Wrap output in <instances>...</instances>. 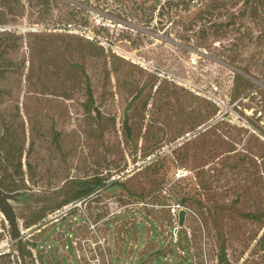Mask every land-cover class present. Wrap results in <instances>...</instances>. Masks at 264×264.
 <instances>
[{
    "label": "rangeland",
    "instance_id": "374dc122",
    "mask_svg": "<svg viewBox=\"0 0 264 264\" xmlns=\"http://www.w3.org/2000/svg\"><path fill=\"white\" fill-rule=\"evenodd\" d=\"M0 28L35 127L0 263L264 264V2L0 0Z\"/></svg>",
    "mask_w": 264,
    "mask_h": 264
},
{
    "label": "trees",
    "instance_id": "16d2710c",
    "mask_svg": "<svg viewBox=\"0 0 264 264\" xmlns=\"http://www.w3.org/2000/svg\"><path fill=\"white\" fill-rule=\"evenodd\" d=\"M257 1L264 2V0ZM17 41L18 36L15 32L0 28V169L3 170L4 166L7 167L8 164L15 161L13 175L22 173L21 159L23 154H27L33 145V130L35 128L32 125L31 133L28 135L25 123L22 121L19 99L15 95V93L19 94L22 91L24 84L23 74H18L20 63L14 61L10 56V53L17 48ZM21 64L23 66L24 61H21ZM233 81L235 90L240 87L246 89L250 85L249 81L238 72L234 73ZM117 183V180L106 183L101 177L90 181H81L75 198H86L100 188L105 189ZM0 188L5 192H18L20 190L17 179H13L12 182L0 179ZM218 262L228 264L224 253L218 254ZM0 264H4V262Z\"/></svg>",
    "mask_w": 264,
    "mask_h": 264
},
{
    "label": "water",
    "instance_id": "95a60500",
    "mask_svg": "<svg viewBox=\"0 0 264 264\" xmlns=\"http://www.w3.org/2000/svg\"><path fill=\"white\" fill-rule=\"evenodd\" d=\"M0 190L3 191L1 188H0ZM0 207L3 208V211H4L5 214H8V210L6 208H4V205L2 203L1 195H0ZM185 214H186V210L184 208L179 210V213H178V226H181L183 224Z\"/></svg>",
    "mask_w": 264,
    "mask_h": 264
},
{
    "label": "flooded vegetation",
    "instance_id": "af4514ba",
    "mask_svg": "<svg viewBox=\"0 0 264 264\" xmlns=\"http://www.w3.org/2000/svg\"><path fill=\"white\" fill-rule=\"evenodd\" d=\"M48 263L52 264V263L50 262V260H49ZM48 263H47V264H48ZM71 263H72V264H75V263H76V264H83V261H82L81 258H77V257H76V260L71 259ZM36 264H39V263H36ZM84 264H85V263H84Z\"/></svg>",
    "mask_w": 264,
    "mask_h": 264
},
{
    "label": "built area",
    "instance_id": "2783aa9c",
    "mask_svg": "<svg viewBox=\"0 0 264 264\" xmlns=\"http://www.w3.org/2000/svg\"><path fill=\"white\" fill-rule=\"evenodd\" d=\"M74 242V241H73Z\"/></svg>",
    "mask_w": 264,
    "mask_h": 264
}]
</instances>
